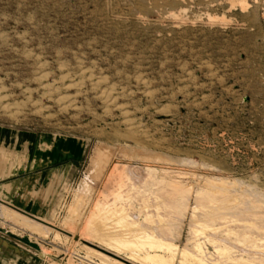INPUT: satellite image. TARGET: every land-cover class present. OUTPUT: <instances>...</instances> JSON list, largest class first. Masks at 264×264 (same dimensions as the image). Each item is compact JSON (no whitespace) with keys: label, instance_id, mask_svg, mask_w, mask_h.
<instances>
[{"label":"rangeland","instance_id":"374dc122","mask_svg":"<svg viewBox=\"0 0 264 264\" xmlns=\"http://www.w3.org/2000/svg\"><path fill=\"white\" fill-rule=\"evenodd\" d=\"M0 96L17 107L0 127L81 150L57 191L67 229L0 235L48 264H149L144 231L264 264V0H0Z\"/></svg>","mask_w":264,"mask_h":264},{"label":"crops","instance_id":"0c3cea01","mask_svg":"<svg viewBox=\"0 0 264 264\" xmlns=\"http://www.w3.org/2000/svg\"><path fill=\"white\" fill-rule=\"evenodd\" d=\"M51 140L48 133L0 127V214L7 218L0 226L8 231L15 230L13 223L37 233L67 229L56 222L57 191L81 150L67 139ZM0 264H48V255L25 249L12 235H0Z\"/></svg>","mask_w":264,"mask_h":264},{"label":"bare ground","instance_id":"6f19581e","mask_svg":"<svg viewBox=\"0 0 264 264\" xmlns=\"http://www.w3.org/2000/svg\"><path fill=\"white\" fill-rule=\"evenodd\" d=\"M41 78H44V77H42V76H40V78L38 79L39 81H40V85H42L43 83H42V81H41ZM48 81V80H47ZM102 82V81H101ZM39 85V84H38ZM95 85L96 86H98L99 85V81H97L96 83H95ZM40 87V86H39ZM48 87H49V85L48 84H45V85H42V88L44 89V92L45 93H48ZM50 89H51V87H49ZM3 93V92H2ZM1 93V94H2ZM49 94V93H48ZM101 95L102 96H100L101 98H103L105 101H107V102H113V101H115V98L114 97H111V94H110V91L109 92H107V91H103V92H101ZM113 95V94H112ZM59 101L62 103V105H64L65 103H67V102H69L70 101V97H68V96H62V97H59ZM14 104V103H13ZM16 106H18L17 104H16ZM19 108V107H18ZM0 109L4 112V113H11L10 111L12 110V109H17V107H12L11 105H9V104H5L4 103V100H3V97H1L0 96ZM19 110V109H18ZM14 113V112H13ZM16 113V112H15ZM12 115V114H11ZM130 121H127V123H129ZM105 208H107V207H105ZM105 212V211H104ZM107 215H110L111 216V218L112 219H115V220H112V219H110V220H112V222L113 221H116V223H123L124 225L126 224V225H131L132 224V226H133V222L131 223L129 220H128V215H127V213H126V211L124 210V209H122V208H118V209H116V210H110V209H108L107 210ZM103 223V222H102ZM105 223V222H104ZM114 223V222H113ZM111 225V224H110ZM114 225H116V224H113V226ZM123 225V226H124ZM120 226V225H119ZM122 226V228H119L118 230H121V229H123L124 227ZM107 227V226H106ZM114 228V227H113ZM127 228V227H126ZM132 228V227H131ZM138 229V228H137ZM117 230V231H118ZM124 231H122V232H126L125 231V229H123ZM127 230H128V228H127ZM133 230H135L134 228H132V230L130 229V232H132ZM117 231H113V232H117ZM138 231H140V230H138ZM128 233H130L129 232V230L127 231ZM134 232V231H133ZM140 232H142V231H140ZM146 231H144V234H141L140 233V237H138L139 236V234L138 235H136L137 237H138V239L139 240H141V238L143 239H145V238H149V240H151L152 241V243H151V241H150V243L149 244H147L148 245V249H146L147 251L145 252L146 254L144 255V257L142 256V258L144 259L143 261H145L146 260V262H147V260L150 262L149 264H167L166 262L169 260V259H167L168 258V256L166 255V254H164L163 255V253H171L172 255L170 256L171 258V260L172 259H174L177 255H178V257H179V261L182 263V262H184L185 263V261H187V262H189V263H191V264H206L205 262H204V260L202 259V258H199V257H197V255H194L193 253H191L190 251H188V250H185V249H183V250H179L178 249V247H177V245H175V244H173V243H171V242H168V241H166V240H164V239H162L161 237H158V236H156L154 233H151V234H149V233H145ZM123 233V234H124ZM126 234V236H128L129 237V235H127V233H125ZM114 235V234H113ZM118 236V235H117ZM125 236V235H124ZM136 236H135V238H136ZM115 237V236H114ZM117 238V237H116ZM121 238H124L125 239V237H121ZM127 238V237H126ZM113 239V238H112ZM119 240V239H118ZM137 240V239H136ZM115 241V240H114ZM117 241V240H116ZM126 241H128V240H126ZM122 242V241H121ZM148 242V241H147ZM131 243H132V241H131ZM141 242H139V244H140ZM146 243V242H145ZM118 245V244H117ZM130 245V244H129ZM132 245V244H131ZM136 245V244H135ZM135 245H133V246H135ZM141 245V244H140ZM119 246V245H118ZM132 246V247H133ZM142 246H144V244H142ZM139 247V246H138ZM141 248V247H140ZM143 248V247H142ZM137 250H138V248H137ZM140 250V249H139ZM89 253L90 254H88V255H94V256H97V257H99V258H102V259H104V261L105 262H107V257H106V255L105 254H103V253H101V252H99V251H96V250H93V249H89ZM133 255V254H132ZM165 255L167 256V257H165ZM134 257V256H133ZM109 261V260H108ZM110 262V261H109ZM116 262V261H115ZM169 262V261H168ZM118 264H123V263H118ZM188 264V263H187Z\"/></svg>","mask_w":264,"mask_h":264}]
</instances>
